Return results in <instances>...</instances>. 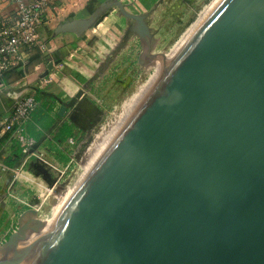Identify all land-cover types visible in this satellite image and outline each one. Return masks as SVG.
Returning <instances> with one entry per match:
<instances>
[{
    "label": "water",
    "instance_id": "water-1",
    "mask_svg": "<svg viewBox=\"0 0 264 264\" xmlns=\"http://www.w3.org/2000/svg\"><path fill=\"white\" fill-rule=\"evenodd\" d=\"M43 224L20 222L0 264H19L20 242ZM29 264H264V0L214 1Z\"/></svg>",
    "mask_w": 264,
    "mask_h": 264
},
{
    "label": "rangeland",
    "instance_id": "rangeland-1",
    "mask_svg": "<svg viewBox=\"0 0 264 264\" xmlns=\"http://www.w3.org/2000/svg\"><path fill=\"white\" fill-rule=\"evenodd\" d=\"M210 1L116 2L60 50H52L50 60L39 71L30 75L31 65H27L24 73L29 75L23 84L8 82L1 88L0 92L24 89L21 97L33 94L38 102L21 136L15 131L8 135L16 157L31 147L42 160L30 157L24 167L30 180L28 186L17 182L5 194V206L0 209V246L20 222L52 217L55 201L73 188L83 173L84 156L91 155L88 149L149 82L161 57L170 52ZM48 62H53V66L40 78ZM28 84L35 90H25ZM80 90L82 95L75 98ZM11 107L0 117L9 113ZM1 189L0 186L3 196ZM28 209H34L36 214Z\"/></svg>",
    "mask_w": 264,
    "mask_h": 264
},
{
    "label": "built area",
    "instance_id": "built-area-1",
    "mask_svg": "<svg viewBox=\"0 0 264 264\" xmlns=\"http://www.w3.org/2000/svg\"><path fill=\"white\" fill-rule=\"evenodd\" d=\"M12 1L17 4L16 9L9 15H0V90L5 87L3 81L10 72H25L34 53H39L43 58L52 53L50 40L39 35V28L44 21L46 1L37 0L33 3L24 0ZM54 39L52 36L51 40ZM37 104L33 94H26L13 103L11 111L0 117V142L6 134L14 131L21 136ZM23 152L16 167L9 169L1 165V170L9 169L14 180L28 184L30 180L27 172H24L28 159L33 156L42 160V157L31 147Z\"/></svg>",
    "mask_w": 264,
    "mask_h": 264
},
{
    "label": "crops",
    "instance_id": "crops-1",
    "mask_svg": "<svg viewBox=\"0 0 264 264\" xmlns=\"http://www.w3.org/2000/svg\"><path fill=\"white\" fill-rule=\"evenodd\" d=\"M29 3H33L37 0H24ZM46 7L44 13V21L39 28V35L47 40H50V45L52 46L53 52L60 50L61 46L70 42L71 37L74 35H79L84 32L86 29H83V25L89 18L94 14V12L102 7H109L116 2L121 0H45ZM17 4L12 0H0V15L6 16L11 14L16 9ZM69 29V30H66ZM88 29V28H87ZM63 30V31H60ZM77 31V32H75ZM55 37L54 41L51 40V37ZM52 52V54H53ZM54 52V53H55ZM50 54V56L52 55ZM50 56L46 58L39 55V53H34L30 60V75L39 71L43 64L49 61ZM41 73V72H39ZM19 75L17 71H13L8 74L5 78L4 85L6 87L7 83L11 84H23V79L26 78L29 74L21 73ZM25 74V75H24ZM42 74V73H41ZM39 74V76L41 75ZM24 75V76H23ZM18 76V77H17ZM29 85V84H28ZM25 86L31 88L32 85ZM11 143L10 138L3 139L0 142V186L2 190V195L0 196V209L5 206V198L9 194L10 190L17 185L26 187L27 184H24L20 180H14L10 168H14L19 163L18 157H16L11 152ZM1 165H5L9 169L6 171L1 170ZM24 172H26L24 170ZM28 173V172H27Z\"/></svg>",
    "mask_w": 264,
    "mask_h": 264
},
{
    "label": "bare ground",
    "instance_id": "bare-ground-1",
    "mask_svg": "<svg viewBox=\"0 0 264 264\" xmlns=\"http://www.w3.org/2000/svg\"><path fill=\"white\" fill-rule=\"evenodd\" d=\"M215 0H211L210 3H208L204 9L199 13L197 19L189 25V27L185 30V32L181 35L179 40L173 45V47L170 49V52L166 54L165 56L161 57V60L157 63V69L155 74L151 77L149 82L138 92V94L132 99L130 105L124 109L123 113L119 116V118L115 121V123L105 131L103 134V137L96 141L95 145H92V148L88 149L91 150L90 156H84V164H83V173L80 175L79 179L73 186V188H70L61 195V197H58V199L54 203V209L52 217L47 220H44V224L41 228H39L36 231L28 230L26 233L25 238L20 242V246L22 248V257L19 262V264H29L32 257L34 256L41 240L43 239L51 221L56 216V214L60 211V209L63 207V205L67 202V200L70 198L72 193L75 191V189L78 187V185L82 182V180L85 178V176L88 174L89 170L95 163V161L98 159V157L101 155V153L104 151L112 137L115 135V133L118 131V129L121 127V125L124 123L125 119L137 103V101L140 99L142 94L145 92V90L148 88V86L151 84V82L154 80L156 75L159 73L163 65L166 63V61L170 58V56L175 52V50L179 47V45L182 43V41L185 39V37L190 33V31L195 27V25L200 21V19L204 16V14L208 11V9L212 6ZM154 63V62H153ZM155 64V63H154ZM24 92V89L21 90H15L10 89L5 92H0V102L1 106L8 108L13 105L15 101H17L21 96V94ZM89 104L88 102L84 103V106L87 107ZM99 139V138H98Z\"/></svg>",
    "mask_w": 264,
    "mask_h": 264
},
{
    "label": "trees",
    "instance_id": "trees-1",
    "mask_svg": "<svg viewBox=\"0 0 264 264\" xmlns=\"http://www.w3.org/2000/svg\"><path fill=\"white\" fill-rule=\"evenodd\" d=\"M32 56H33V55H32ZM32 56H31V58H32ZM31 58H30V60H31ZM12 72H13V71H12ZM17 72H18L19 75H22V74H21L22 72H20V71H17ZM10 73H11V72H10ZM23 73H24V72H23ZM7 76H8V75H7ZM7 76H6V77H7ZM6 138H9V135H8V134H6V135L2 138V140H3V139H6ZM2 140H1V141H2ZM17 157H18V156H17ZM18 159H19V158H18Z\"/></svg>",
    "mask_w": 264,
    "mask_h": 264
}]
</instances>
